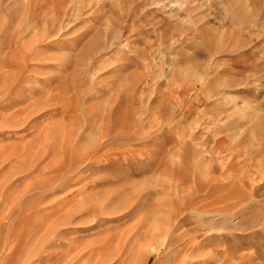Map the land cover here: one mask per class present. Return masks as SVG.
Returning a JSON list of instances; mask_svg holds the SVG:
<instances>
[{
    "label": "rangeland",
    "instance_id": "rangeland-1",
    "mask_svg": "<svg viewBox=\"0 0 264 264\" xmlns=\"http://www.w3.org/2000/svg\"><path fill=\"white\" fill-rule=\"evenodd\" d=\"M0 264H264V0H0Z\"/></svg>",
    "mask_w": 264,
    "mask_h": 264
},
{
    "label": "bare ground",
    "instance_id": "bare-ground-1",
    "mask_svg": "<svg viewBox=\"0 0 264 264\" xmlns=\"http://www.w3.org/2000/svg\"><path fill=\"white\" fill-rule=\"evenodd\" d=\"M3 48V47H2Z\"/></svg>",
    "mask_w": 264,
    "mask_h": 264
}]
</instances>
